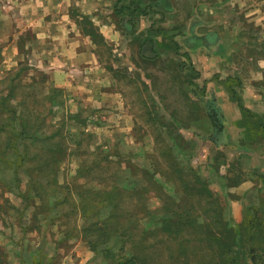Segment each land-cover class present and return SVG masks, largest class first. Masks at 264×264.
<instances>
[{"label": "crops", "instance_id": "obj_1", "mask_svg": "<svg viewBox=\"0 0 264 264\" xmlns=\"http://www.w3.org/2000/svg\"><path fill=\"white\" fill-rule=\"evenodd\" d=\"M161 1L0 0V83L6 79L18 82L20 78L23 85L42 82L46 86V89L41 87L43 91L60 90L64 103L57 106L58 116L54 121L66 118V125L72 127L73 133L93 124V114L113 113L118 96L123 99L121 105L128 108L124 116L131 118L135 125V114L127 105L125 92L114 86L115 77L109 79L107 75L117 69L113 62L119 41L125 38L128 45L148 32L153 33L150 39L154 44L160 41L162 27L157 29L159 32L152 26L146 33L142 29L147 3L161 11ZM164 1L167 14L178 10L179 0ZM184 9L198 19L186 31L190 34L191 28L192 35L201 32L199 39L188 45V50L198 76L209 82L205 87L207 97H204L211 96L212 100L206 102L204 109L216 111L217 124L223 128L213 130L206 140L210 144L219 143L215 146L222 149L224 162L216 164L213 159V163L207 152L200 153L208 161L206 171L211 175V168L223 170L218 186H231L230 179L222 177L225 175L232 177L234 186H253L249 192L257 197L256 204L264 205V0H186ZM199 13L202 18L198 17ZM207 15L215 17V21L211 23ZM123 28L127 35H122ZM178 31L174 24L171 32L176 35ZM105 56H110L108 66ZM142 91L145 90L137 93L145 96L140 97L146 106L147 94ZM155 104L149 103L146 111L157 118L161 107ZM83 109H88L92 118L83 119ZM244 110L253 115L245 117ZM226 150L232 152L234 161L226 160ZM198 173L211 183L204 172ZM238 175L244 176L237 178ZM30 208L29 217L22 219L25 224L32 223L34 218L35 209ZM45 217L38 216L43 225ZM10 219L13 220H6L12 224L4 227L11 230L0 232V264H34L33 257L48 264V249L21 248L20 242L17 249L9 246L11 243L13 246L14 239L22 240L30 234L42 240L47 234L45 229L39 234H22L17 231L21 229L16 227L15 218ZM53 249L58 251L56 247Z\"/></svg>", "mask_w": 264, "mask_h": 264}, {"label": "rangeland", "instance_id": "obj_2", "mask_svg": "<svg viewBox=\"0 0 264 264\" xmlns=\"http://www.w3.org/2000/svg\"><path fill=\"white\" fill-rule=\"evenodd\" d=\"M179 3L178 10L173 14H167L166 9L168 6L164 0L160 2L162 12L158 7L154 8L147 3V13L143 19L144 25L142 30L146 33L145 31L151 26L154 27V31L162 27L163 29H159L160 32L157 30L159 32L158 40H160L157 42H162L161 45L157 42L156 44L153 43V40L150 39V36L153 34L151 32L144 34L132 43L128 42V45L125 38L122 42L119 41L117 45L113 43L117 46L114 49H117L115 52L117 55H115L116 58L113 62L117 69L114 73L110 72L107 77L109 79L111 76L115 77L116 81L114 86L120 88L122 92H125L127 105H129V109L134 111L135 114V125L131 122V118H128L127 115L124 116L123 112L128 110V108L125 104L124 107L121 105L123 103L121 96H118V102L116 101V105L114 106H120L122 109L113 107V113L101 112L96 115L93 114V124H89L79 130L81 132L79 144L69 143L68 153L73 151L75 152V156H67L63 160L62 169L56 175L61 186L58 184L55 187L63 193L58 191L56 193L58 196L55 195L52 198L53 200L57 197L62 198L63 195L71 196L72 199H75L76 195L82 194L83 190L89 189L90 186L95 189H102L103 191L110 186H136V188L150 186L152 189L149 194L151 195V200L148 203L151 206L149 207L155 210L161 204V201L157 198L160 195L159 191L150 182L153 177L161 188L172 195L177 202L182 197V191L185 194H190L192 197L191 201L197 206L196 210H200L205 214L202 206H205L206 202L203 200L204 196H201L198 191V186H190L191 190L186 191V186L178 178L179 175L173 173L175 169L178 170L181 167L187 168V164H190L193 171H196V169L199 170L198 172L202 171L211 180L210 186L208 185V187L214 194L213 199L216 201L218 208L221 210V213L223 212L224 217H226L225 220L231 222L233 226H241L242 223H245L246 214H249L251 207L256 205L257 197L255 198L249 192L253 186H218V180L221 178L220 175H222L223 170L221 171L214 167L213 169L211 168V175H208L206 171V163L208 161H206V157L204 156L201 158L200 153L207 152L210 158H212L210 160L212 161L214 159L216 164H222L224 162L220 154V150H222L220 146L218 145L217 147L215 146L217 143L210 144L206 140L207 138L209 139L213 130L215 132V130L220 131L223 128L220 129L219 123L217 124L218 116H216V112L214 110L204 109L206 102L212 100L211 96L210 98H206L207 94H205L206 83L208 84L209 82L207 80L205 82V80L200 79L201 76H198L199 71L193 65L191 61L192 57L188 50V45L192 44L194 40H198L201 32L197 31V33L192 35L191 28L189 34L186 31V27H190L193 24L192 22L197 23L198 19L195 16L187 14L184 9L186 7V0H179ZM198 17L202 18L200 13ZM208 18L211 23L215 21V17L213 16H208ZM231 19H233L232 16ZM187 20L188 24L185 26ZM174 24H176L179 30V33L176 35L171 32ZM122 31V35H127L124 28ZM125 50L127 51L126 55H124ZM255 52H257L256 49ZM246 54H248V51ZM105 57L108 66L110 64L108 61L110 56ZM19 81L20 78L18 82L14 83L18 85L16 86L17 96L11 103L15 106L20 100L25 101L26 104L20 110H24L23 112L27 113L29 112V107L31 111H34L33 114L39 117L42 115L43 109H46L44 105H48L49 103V99L47 98L51 94V90H41L43 86L46 89L45 84H42V82L31 83L32 85L23 87L24 85ZM9 88H11L10 80L6 79L2 81L0 83V96L6 94ZM138 90H145L142 92L147 94L146 102L148 104L146 106L142 100L145 96L138 94ZM32 93L37 94L39 97L37 98ZM153 94H156L155 99ZM141 95L142 98L140 97ZM154 102H156L155 107L156 105L161 107L160 116L157 118H154L151 112L146 111L147 105L150 103L152 106ZM141 108H143V111L140 110ZM90 114L88 109H83L81 117L85 119ZM56 115L58 116V113ZM92 117L90 116L89 118ZM7 118H10V115H1L0 124H6L8 122ZM66 120L65 118L64 121ZM259 129L263 130V128ZM63 130L62 135L64 136L67 131L73 132L70 125H66ZM47 132L52 133L53 129H47ZM7 136V132L1 133L0 144L2 146L6 145ZM21 139L29 142V139L24 136H21ZM202 146L206 147L205 150H203ZM181 149L186 151L187 156L191 158L189 161H186L187 157L184 158L179 154ZM171 150L172 152H170ZM225 153L228 154V159L226 158V160H229V163L234 161L231 151L226 150ZM17 154L15 151H9V157L12 155L13 161L18 159ZM96 154H99L102 158H109L110 164L108 166L104 164L102 167L105 168L102 170L91 174L85 173L87 176L78 177V166L80 165L82 157L94 158ZM196 155H200V158H194ZM178 162H182V165ZM198 172L197 174L201 176ZM164 173H168L169 175L166 176ZM172 173L174 174L171 178L173 182L170 181L169 177ZM184 175L186 174L184 173ZM175 176L178 178L181 186L176 183ZM241 176L243 177L244 175ZM19 177L21 187L19 186L18 173L15 172L14 174V171H10L4 175L3 173L0 174V182H4V186L11 184V188L5 193V199L7 197V199H10L17 206L22 204L21 199L23 195L21 193L25 190L26 183L28 182V176L23 171L19 172ZM229 179L232 180V177ZM81 183L83 186H77ZM2 191L0 187V194H2ZM49 194L52 195L53 191H49ZM137 201V197H128L125 201V206L128 207ZM2 204L3 206H7L6 202L4 203L3 198L0 196V209ZM30 209L28 207L23 213L26 218L29 217ZM54 209L55 211L49 215L56 216L59 208ZM70 210H72L71 206L66 204L62 212V215L66 216V219H71L70 214H72V211L70 213ZM17 215L18 212L11 211V216H5L11 222L13 219L10 218L12 216L16 218ZM104 215H107V213L104 212ZM262 215L264 218L263 213ZM75 217L77 220H80L79 223L84 222L78 215ZM101 217L103 218L105 216L101 215ZM74 219L72 218L70 221ZM89 221H91V217L87 219V223ZM46 222L44 232H47V234H45L44 239L40 240L38 236L33 237L30 234L22 238V240L14 239L12 241L13 246L12 243L9 246L17 249L19 245L17 248L16 245L20 242L21 248L29 247L37 251L38 249H48L50 254L48 260L53 264H102L101 259L97 258L95 253L81 239H71L67 243L68 248L63 247L61 250L57 249L58 251H55L53 248H59L58 241L64 238L65 234L61 227L54 225L46 226L48 224ZM10 230L11 228H5L4 224L0 222V232L5 233ZM17 231L19 233L21 232L18 228ZM242 241L244 242V240ZM258 245V241L250 245L247 243L248 248H257ZM116 247H118V244H116ZM258 251L257 253L255 252L257 256L254 259L250 256V264H264V252L258 253ZM12 262L15 263L17 261L12 259Z\"/></svg>", "mask_w": 264, "mask_h": 264}, {"label": "trees", "instance_id": "obj_3", "mask_svg": "<svg viewBox=\"0 0 264 264\" xmlns=\"http://www.w3.org/2000/svg\"><path fill=\"white\" fill-rule=\"evenodd\" d=\"M15 81L10 79L11 88L0 96V117L5 114L10 115L6 124H0V136L3 132L8 133L6 145L0 144V174L4 175L10 171H14V174L18 173L20 186L19 172L23 171L28 176V182L21 193L23 196L20 206L12 203L7 197L5 199V193L11 188V184L4 186L5 183L0 182L3 190L0 196L7 204V206L2 204L0 209V211L3 209L0 222L4 226L12 224H8L4 216H11V211H16L18 215L15 221L18 222L17 226L21 232L39 234L45 227L38 216L44 215L48 223L46 226L54 225L63 229L65 236L58 241V249L68 248L67 243L71 239H81L97 258L101 259L102 264H250V256L254 259L257 250L258 253L264 252V218L262 217L264 205L252 206L251 212L246 214L245 223L241 226H233L231 222L225 220L226 217L218 208L213 199L214 194L208 187L209 183L199 176L197 171H193L190 164H187V168L175 169L173 173L179 175L178 178L186 186V191L191 190L190 186H198V191L206 202V205L202 206L205 214L196 210L197 206L191 201L190 194L182 191V197L177 202L153 177L150 182L159 191L160 195L157 198L161 201L156 211L151 209L148 203L151 200L150 186L141 188L110 186L104 191L90 186L89 189L84 188L82 194L76 195L75 199L63 195L62 198L57 197L53 200L52 198L60 191L55 188L60 185L56 175L62 169L63 160L67 156H75L73 151L68 153L69 143L79 144L81 132L78 134L67 131L64 136L62 133L66 121L64 119L59 122L54 121L57 106L64 103L60 90L56 88L51 90L47 98L49 103L43 104L46 109H43L42 115L38 117L29 107L27 113L20 110L26 104L25 101L18 100L15 106L11 103L17 96L18 85L14 84ZM26 86L28 85L23 87ZM244 112L247 118L253 115L250 111L244 110ZM50 128L53 129L52 133L47 132ZM21 136L29 139V142L23 141ZM10 150L18 153L17 160L13 161L12 155L9 157ZM179 154L184 158L187 157L186 161L191 159L182 149ZM178 163L182 165V162ZM104 164L108 166L110 160L107 157L102 158L99 154L94 158L82 157L78 166V177L102 170L105 168L102 167ZM173 173L169 176L170 181ZM164 175L169 174L164 173ZM240 176L238 175L237 178ZM222 177L229 180L231 176ZM174 178L181 186L178 178L176 176ZM229 181L231 186L236 185L232 180ZM49 191H53V194H49ZM128 197H137V204L133 203L126 207L125 201ZM66 204L72 208L70 216L71 219L75 218L73 221L62 215ZM31 206L35 209L34 218L32 223L25 224L22 221L23 213ZM54 208H59L56 216L49 215L55 211ZM104 212L107 215H104ZM77 215L84 222L79 223L80 220L75 217ZM101 215L105 217L102 218ZM90 217L91 221L87 223ZM256 241L259 244L257 248H248L247 243L250 245ZM32 262L43 264L44 261L39 257H33ZM48 264L53 263L48 261Z\"/></svg>", "mask_w": 264, "mask_h": 264}, {"label": "built area", "instance_id": "obj_4", "mask_svg": "<svg viewBox=\"0 0 264 264\" xmlns=\"http://www.w3.org/2000/svg\"><path fill=\"white\" fill-rule=\"evenodd\" d=\"M77 1H79V0H77Z\"/></svg>", "mask_w": 264, "mask_h": 264}]
</instances>
